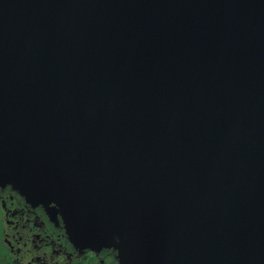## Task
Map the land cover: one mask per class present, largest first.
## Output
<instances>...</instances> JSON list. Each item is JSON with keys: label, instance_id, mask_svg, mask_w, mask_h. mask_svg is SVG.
<instances>
[{"label": "water", "instance_id": "water-1", "mask_svg": "<svg viewBox=\"0 0 264 264\" xmlns=\"http://www.w3.org/2000/svg\"><path fill=\"white\" fill-rule=\"evenodd\" d=\"M4 186L117 264H264V0H0Z\"/></svg>", "mask_w": 264, "mask_h": 264}, {"label": "flooded vegetation", "instance_id": "flooded-vegetation-1", "mask_svg": "<svg viewBox=\"0 0 264 264\" xmlns=\"http://www.w3.org/2000/svg\"><path fill=\"white\" fill-rule=\"evenodd\" d=\"M1 264H117L112 250L79 251L52 220L11 186L0 187Z\"/></svg>", "mask_w": 264, "mask_h": 264}]
</instances>
